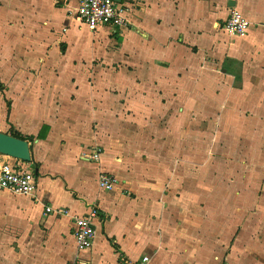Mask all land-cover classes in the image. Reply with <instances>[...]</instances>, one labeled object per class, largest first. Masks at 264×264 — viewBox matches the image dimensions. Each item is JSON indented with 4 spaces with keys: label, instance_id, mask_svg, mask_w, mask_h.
Masks as SVG:
<instances>
[{
    "label": "crops",
    "instance_id": "0c3cea01",
    "mask_svg": "<svg viewBox=\"0 0 264 264\" xmlns=\"http://www.w3.org/2000/svg\"><path fill=\"white\" fill-rule=\"evenodd\" d=\"M116 1L122 34L82 24L79 0H0L24 22L0 28V133L32 152L0 168L36 176L34 196L0 191V264H74L92 207L83 264H264L263 206L225 205L204 172L209 126L216 152L264 149V0ZM233 10L245 36L223 30ZM101 174L120 183L105 191Z\"/></svg>",
    "mask_w": 264,
    "mask_h": 264
},
{
    "label": "built area",
    "instance_id": "2783aa9c",
    "mask_svg": "<svg viewBox=\"0 0 264 264\" xmlns=\"http://www.w3.org/2000/svg\"><path fill=\"white\" fill-rule=\"evenodd\" d=\"M124 8L116 0H79L77 19L92 31L102 27H109L114 33L122 34L128 28V21ZM251 27L250 22L238 11L233 10L225 22L224 30L231 37L245 36ZM101 152L89 159L99 162ZM20 161L7 162L0 168V191H10L15 194L34 196L36 191V176L25 171ZM120 181L113 175L101 174L100 187L105 191H112ZM52 213L51 207L47 208ZM99 212L92 207L89 214L84 217H76L74 221V235L77 246L78 259L74 264H83L80 256L92 249L96 238V221ZM151 258L144 256L138 264H150Z\"/></svg>",
    "mask_w": 264,
    "mask_h": 264
},
{
    "label": "rangeland",
    "instance_id": "374dc122",
    "mask_svg": "<svg viewBox=\"0 0 264 264\" xmlns=\"http://www.w3.org/2000/svg\"><path fill=\"white\" fill-rule=\"evenodd\" d=\"M3 4L0 5V28L6 29L8 27H15L17 29L19 27L16 31L14 30L13 33L19 32L20 34H22V24L24 22L21 17L23 14V8L17 9V19L12 20L11 17H6L5 3ZM19 29L22 30L19 31ZM225 33L228 34L226 31ZM14 35V38L16 39L19 34ZM19 55L20 54H16L14 56L19 57ZM5 59L7 60V57ZM194 108L196 110L198 109V107L196 106H194ZM217 111L218 110H215V112ZM210 113L214 114V112ZM212 120L213 119H211L210 121ZM207 124L209 125V122H207ZM204 136H206V140H208L206 150L208 163L205 166L206 169L204 172L205 174H207V178L210 175L209 177L211 179L210 181H208L207 188L214 191L219 189L227 190V194H225L226 198H223V202L225 205L238 203L239 206L247 205L249 207H252L253 211L258 206H263V209L264 149L256 148L255 150H253L250 147L247 148L242 146L241 148L234 149L226 148L222 151H219L217 149L216 152L214 148L217 146V141L216 136H214L213 126L207 127V131ZM252 156L256 163L248 161L249 157ZM236 162H238V164ZM214 175H216L217 179H214L213 181ZM214 185H216V187ZM230 194H232L233 197ZM208 199L214 200L213 197H209ZM231 200H234L235 202H231ZM9 247H12V244L8 245L9 251H12V248Z\"/></svg>",
    "mask_w": 264,
    "mask_h": 264
},
{
    "label": "water",
    "instance_id": "95a60500",
    "mask_svg": "<svg viewBox=\"0 0 264 264\" xmlns=\"http://www.w3.org/2000/svg\"><path fill=\"white\" fill-rule=\"evenodd\" d=\"M0 155L29 163L32 161L31 145L26 140L0 133Z\"/></svg>",
    "mask_w": 264,
    "mask_h": 264
},
{
    "label": "trees",
    "instance_id": "16d2710c",
    "mask_svg": "<svg viewBox=\"0 0 264 264\" xmlns=\"http://www.w3.org/2000/svg\"><path fill=\"white\" fill-rule=\"evenodd\" d=\"M12 136L22 139V140H26V138H24L19 132H16V130L12 129Z\"/></svg>",
    "mask_w": 264,
    "mask_h": 264
}]
</instances>
